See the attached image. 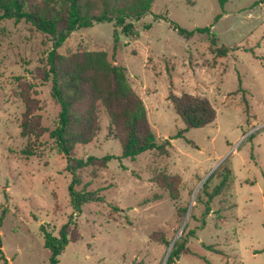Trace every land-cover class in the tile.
I'll return each mask as SVG.
<instances>
[{
  "label": "rangeland",
  "instance_id": "obj_1",
  "mask_svg": "<svg viewBox=\"0 0 264 264\" xmlns=\"http://www.w3.org/2000/svg\"><path fill=\"white\" fill-rule=\"evenodd\" d=\"M172 23L188 31L210 28L215 47L210 34L188 40ZM135 26L138 35L121 36L115 46L113 24H95L74 32L58 52H106L125 67L159 144L186 129L171 94L207 99L216 120L170 140L166 153L152 150L132 160L121 158L103 114L101 132L74 156L115 159L81 173L102 200L74 218L59 264H165V242L174 241L187 216L179 209L190 206L184 235L195 234L174 264H264V0H155ZM52 45L25 22H0V250L9 264H49L41 226L59 236L73 214L67 158L49 135L42 155L21 153L28 143L21 136L26 90L45 128L58 120L51 83L39 79ZM223 49L228 54L219 57ZM227 169L230 183L202 226L208 198L200 184L213 176L211 191ZM160 174L178 178L177 200L157 184Z\"/></svg>",
  "mask_w": 264,
  "mask_h": 264
},
{
  "label": "trees",
  "instance_id": "obj_2",
  "mask_svg": "<svg viewBox=\"0 0 264 264\" xmlns=\"http://www.w3.org/2000/svg\"><path fill=\"white\" fill-rule=\"evenodd\" d=\"M154 3L155 0H0V22H25L48 36L53 44L39 79L43 83H51V96L59 107L56 126L50 130L42 125L28 90L22 94L26 110L21 123V136L28 141L21 151L22 155L26 158L42 155L46 145L43 137L48 134L55 149L67 158L66 170L72 177L68 191L73 214L69 216L68 223L61 228L59 236L48 232L46 225L41 226L45 248L51 253L49 264H59V257L72 241L71 225L74 218L82 213L83 207L102 200L97 193L89 190L90 183H83L81 173L88 167L97 165L106 168L115 157H90L85 161L75 158L74 152L78 145L90 144L101 132L103 114L109 121L110 136L121 144V158L132 160L152 150L166 153L167 147L171 145L170 140L182 137L183 133L190 129L210 125L216 120V111L207 99L189 94L181 97L171 94L170 101L176 114L185 123L186 129L159 144L148 122L145 105L133 90L125 67L113 64L106 52L78 51L69 55L59 54L58 50L74 32L92 28L95 24H113L115 46L120 43L121 36H137L135 23L151 12ZM220 18L221 15L217 16L215 22ZM171 25L179 36L188 40L198 34H210L212 47L216 45L215 35L211 34L210 28L188 31L177 24ZM216 54L226 57L228 49L217 50ZM225 171L226 173H220L221 181L211 191L209 184L213 176L202 185V194L208 198L202 214V226H205V219L212 212L213 200L220 196L230 183V170ZM155 180L171 194L173 200L178 199L177 177L160 174ZM179 210L184 218L189 209L185 207ZM187 226L188 224L174 243L165 264H174L186 250L189 238L195 234L190 231L184 235ZM165 244L170 247L171 242ZM208 249L212 250V247ZM0 259L9 264L2 250ZM206 264L210 263L207 261Z\"/></svg>",
  "mask_w": 264,
  "mask_h": 264
},
{
  "label": "water",
  "instance_id": "obj_3",
  "mask_svg": "<svg viewBox=\"0 0 264 264\" xmlns=\"http://www.w3.org/2000/svg\"><path fill=\"white\" fill-rule=\"evenodd\" d=\"M213 172H214V171H213ZM208 178H209V177H207V178H206V179L200 184V186H202L203 183H204ZM200 186H199V187H200ZM196 193H197V190H196L195 194H196ZM194 196H195V195H194ZM193 200H194V198H193ZM192 202H193V201H192ZM191 208H192V207L190 206V207H189V210H188V213H187V216H186V219H185V221H184V223H183V225H182V227H181V229H180L179 234L183 231V229L185 228V226H186V224H187V221H188V218H189V215H190ZM179 234H178V236L174 239V241L171 243V245H170V247H169V250H168V253H167L166 257H165V261H164V262H166V260H167L169 254H170V251H171V249H172L174 243L176 242L177 238L179 237Z\"/></svg>",
  "mask_w": 264,
  "mask_h": 264
}]
</instances>
